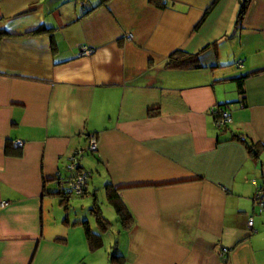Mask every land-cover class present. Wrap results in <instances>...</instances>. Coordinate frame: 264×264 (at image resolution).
<instances>
[{
	"label": "crops",
	"instance_id": "crops-1",
	"mask_svg": "<svg viewBox=\"0 0 264 264\" xmlns=\"http://www.w3.org/2000/svg\"><path fill=\"white\" fill-rule=\"evenodd\" d=\"M98 2L0 0V264L50 257L44 211L66 209L57 182L88 134L81 197L118 192L125 264H264V0L241 20L239 0ZM175 50L197 66L169 67Z\"/></svg>",
	"mask_w": 264,
	"mask_h": 264
},
{
	"label": "rangeland",
	"instance_id": "rangeland-1",
	"mask_svg": "<svg viewBox=\"0 0 264 264\" xmlns=\"http://www.w3.org/2000/svg\"><path fill=\"white\" fill-rule=\"evenodd\" d=\"M70 196L66 209L64 208L65 205H59V200H56L55 198L52 202V208L48 207V210L44 211V215L49 222L44 224L45 228L43 229L46 237L51 241L50 244H44L47 247L42 246V250L44 249L46 252H50V257H48V255L47 257L51 259L41 258V263L59 264L60 261L56 259L60 258V256L56 255L55 257L53 255L54 252H56V254H60V251L65 254H70L71 252L81 253L84 249L83 256L78 260L79 263L117 264L111 256L125 251V235L122 231V224L118 221L114 209L106 200L103 187H101L97 193L95 205L99 207L105 219L111 223V226L107 231H102L97 226L95 215L92 213V209L95 205H93L92 202L93 195L91 192L82 197L73 194ZM65 217L68 218V223H64ZM83 221L88 222L91 231L100 234L102 244L99 248L94 250L89 248L85 238L84 227L82 225ZM60 230H62L63 233H60ZM77 234H82L83 238L79 239ZM58 236L64 237L67 241L63 242L62 240H59L57 238Z\"/></svg>",
	"mask_w": 264,
	"mask_h": 264
},
{
	"label": "trees",
	"instance_id": "trees-1",
	"mask_svg": "<svg viewBox=\"0 0 264 264\" xmlns=\"http://www.w3.org/2000/svg\"><path fill=\"white\" fill-rule=\"evenodd\" d=\"M107 1L108 0H99L98 4L102 5V4L106 3ZM149 1L152 4L162 6L161 0H149ZM247 3H248V0H239L240 6H239L238 14H237V20L242 19L243 15L246 11V8H247ZM207 14H208V10L204 13L203 17L200 19L198 24L195 26V29H197L200 26V24L203 22V20L205 19ZM5 34H6L5 31L0 30V35H5ZM197 58H198L197 54L187 53L183 50H175L170 54L169 61H168L167 65L171 68L196 67L197 66V64H196ZM245 144L250 151H257L256 148H254L255 146L250 145L247 142ZM9 148H10L9 145L7 144L5 146V153L14 154V155H18V156L21 155L20 151H15V150L13 151V153H11L9 151ZM81 151L90 152L87 150V143H86V148L84 150L82 149ZM90 153H94V152H90ZM263 188H261V189H263ZM105 190H106V194H107V202L114 209V211L118 217V221L121 222L123 228H125V229L130 228L132 225L133 219H132V216L129 213L127 207L125 206V204L120 199L118 192L110 184L106 185ZM59 194L63 195L64 199L71 195L70 192H64L62 190ZM259 208H260V211H262L264 206L259 207ZM92 213L95 215V220H96L97 226L102 231H107L109 229V227L111 226V223L107 219H105V217L102 215V212L97 205L92 209ZM82 225L84 227L85 238L87 240L89 248L91 250L99 248L102 244L100 234L91 231L87 221H83ZM111 258L114 259L117 264H125L124 258L120 253L112 255Z\"/></svg>",
	"mask_w": 264,
	"mask_h": 264
},
{
	"label": "built area",
	"instance_id": "built-area-1",
	"mask_svg": "<svg viewBox=\"0 0 264 264\" xmlns=\"http://www.w3.org/2000/svg\"><path fill=\"white\" fill-rule=\"evenodd\" d=\"M131 35L128 34V37ZM91 51L88 49H84L83 53H90ZM212 114L214 116V122L216 126H226L231 123V116L229 112L223 107H217L212 110ZM15 147L21 148L23 146L22 141H16L14 143ZM87 150L90 152L97 151V140L94 134H88L87 137ZM83 155V151H76L73 153L69 162L66 166L67 171L70 172L69 176L66 178L58 179V185L60 190L64 192H70V194L75 196H81L85 193L87 189L88 180L91 177V171L82 168L80 164V159ZM253 200L255 203L259 205V207L264 206V188L259 189L253 196ZM7 203H2L1 207L5 206ZM249 227L252 226V219H250L247 223Z\"/></svg>",
	"mask_w": 264,
	"mask_h": 264
}]
</instances>
